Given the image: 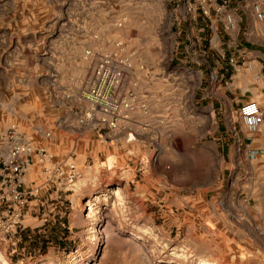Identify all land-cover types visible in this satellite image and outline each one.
I'll return each instance as SVG.
<instances>
[{
  "label": "rangeland",
  "instance_id": "rangeland-1",
  "mask_svg": "<svg viewBox=\"0 0 264 264\" xmlns=\"http://www.w3.org/2000/svg\"><path fill=\"white\" fill-rule=\"evenodd\" d=\"M21 3L0 0V33L32 29L29 36L0 34V131L14 123L56 157L73 160L79 175L69 188L42 184L30 198L18 238L0 239L6 264H264V149L248 159L222 156L230 135L245 131L237 106L213 97L207 77L202 93L191 85L167 146L140 171L135 162L152 150L148 138L107 145L76 123L78 108L61 94L83 85L79 56L91 32L138 50L163 83L189 56L176 47L227 43L219 23L192 19L182 0H44L40 10ZM245 11H237L238 39L261 63L264 35L254 34ZM168 98L160 95L159 103L179 107ZM24 179L41 184L40 168L29 166ZM96 194L88 217L86 203Z\"/></svg>",
  "mask_w": 264,
  "mask_h": 264
},
{
  "label": "built area",
  "instance_id": "built-area-1",
  "mask_svg": "<svg viewBox=\"0 0 264 264\" xmlns=\"http://www.w3.org/2000/svg\"><path fill=\"white\" fill-rule=\"evenodd\" d=\"M182 8L192 19H206L209 28L219 23L222 34L228 38L224 44H236L231 37L242 21L238 9H245L248 13H244L245 20L250 18L258 32L264 34V0H182ZM88 37L90 41L79 56L84 69L83 85L76 90H62L61 94L78 108L76 123L94 130L107 145L131 144L148 138L152 150L135 162V171H140L144 165L154 164L159 149L167 146L164 142L173 135V122L189 99L192 81L180 71L170 70L162 83L138 50L128 47L121 39H110L96 32ZM228 61L249 71L253 67L250 62L237 63L232 57ZM251 77L258 79L259 74L255 72ZM162 94L176 99L179 107L174 109L170 102L164 104L166 99L159 103ZM236 113L247 134L260 130L263 113L254 100L241 102ZM35 133L49 136L38 128ZM249 153L253 156L257 150ZM31 165L40 168L41 184L25 181V172ZM78 175L79 168L73 160L56 157L44 144L34 142L31 135L18 130L14 123L7 125L0 131V239L18 238L24 227L22 213L42 184L54 181L69 188Z\"/></svg>",
  "mask_w": 264,
  "mask_h": 264
},
{
  "label": "crops",
  "instance_id": "crops-1",
  "mask_svg": "<svg viewBox=\"0 0 264 264\" xmlns=\"http://www.w3.org/2000/svg\"><path fill=\"white\" fill-rule=\"evenodd\" d=\"M20 1H22V5H30L32 3L33 7L37 4L39 10L40 7L43 8L44 6V0ZM38 20H40V15L37 17V21ZM253 29L255 35H264L258 32L255 22L253 23ZM30 31H32V29L27 27L22 28V30H3L0 34L1 36L9 35L11 37L15 36V33L20 32L22 35L29 36ZM238 31L239 26L237 31L233 34V37H231L236 42L234 45L217 43L211 45L197 44L182 46L179 49L176 47L175 49L177 54L186 53L189 55L184 56L185 59L177 65L182 68L180 73L185 75L188 80L192 81V87L199 90L198 93H202L200 92V85L205 82L207 77L209 79L208 83L211 85L210 93H212V96L215 98L220 97L218 101L221 100V102H226L229 100L230 102H234L238 107V105L245 100H254L263 113V122L260 126V133L257 136L254 137V135L247 134L246 132L245 134L242 133L240 136L237 132L230 135L231 143L229 146L223 147L225 150L222 155L227 160L233 159L234 157L245 159L252 158L258 154L250 156V150L264 149V74L262 73L261 65L264 61H262V59L261 63L257 62L259 57L256 59V56L252 54L253 48L250 44L241 43L244 38L241 40L238 39ZM246 32L247 30H244V33L241 31L244 36H247ZM229 57H232L237 63L241 61L250 62L253 65L252 70L249 71L244 66H234L235 64L233 65L228 61ZM207 70L209 71L206 74ZM255 72L259 74L258 79H252L251 77ZM201 95L205 96V94ZM201 95H198L199 100L203 99ZM192 98H194V94ZM258 247L256 243V250L259 251V249H257Z\"/></svg>",
  "mask_w": 264,
  "mask_h": 264
},
{
  "label": "bare ground",
  "instance_id": "bare-ground-1",
  "mask_svg": "<svg viewBox=\"0 0 264 264\" xmlns=\"http://www.w3.org/2000/svg\"><path fill=\"white\" fill-rule=\"evenodd\" d=\"M73 184H74V183H73ZM73 184H72V185H73ZM72 185H71V186H72ZM71 186H70V187H71ZM109 191H110V189H109ZM99 199H100V196L96 194L93 200H91V201H87L86 206H88V209H89L88 217H90V216L93 214V202L96 201V200H99ZM0 257H1V259L3 260V262H4L5 264L8 262L7 259H6V257L4 256V254L1 252V250H0ZM2 260H1V261H2Z\"/></svg>",
  "mask_w": 264,
  "mask_h": 264
}]
</instances>
